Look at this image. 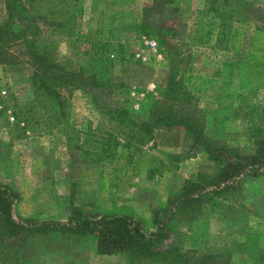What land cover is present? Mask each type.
Wrapping results in <instances>:
<instances>
[{
  "label": "rangeland",
  "instance_id": "obj_1",
  "mask_svg": "<svg viewBox=\"0 0 264 264\" xmlns=\"http://www.w3.org/2000/svg\"><path fill=\"white\" fill-rule=\"evenodd\" d=\"M23 2L38 24L41 53L79 76L54 107L32 94L22 41L0 65V184L19 195L15 217L65 221L76 207L125 214L153 230L170 192L214 171L183 127L136 129L168 103L194 111L209 139L253 151L247 127L264 115V0ZM6 19L0 0V23ZM96 41L104 44L92 48ZM12 107L24 112V133ZM221 203L198 218L173 219L179 247L195 264H264V177H242ZM29 244L30 264H153L99 255L90 239L48 242L42 255Z\"/></svg>",
  "mask_w": 264,
  "mask_h": 264
},
{
  "label": "trees",
  "instance_id": "obj_2",
  "mask_svg": "<svg viewBox=\"0 0 264 264\" xmlns=\"http://www.w3.org/2000/svg\"><path fill=\"white\" fill-rule=\"evenodd\" d=\"M4 2L7 19L0 23V65L10 62V46L16 40L22 41L32 68V94L53 103L54 107L64 104L61 89L67 87V84H76L79 72L65 70L41 53L37 46L40 32L38 24L23 0ZM60 33L69 34L67 30H61ZM102 44L96 41L92 48H99ZM175 90V97H181L183 93L178 94ZM172 104L157 108L150 119L136 129L140 131L143 127L141 132H149L154 124L183 127L193 136V145L213 162L214 171L210 174L197 172L186 179L178 191L170 192L162 210L165 214L163 220L157 218L158 212L153 215V230H146L140 220L125 214L87 212L76 207L69 210L65 221L15 217L13 207L19 195L9 186L0 184V264H30L27 247L30 245L29 240L35 243L42 255L41 251L47 247L48 242L61 244L71 238L92 240L95 252L99 255L124 253L133 262L195 264L197 260L191 251L182 250L177 244L179 237L173 233L172 221L181 214L198 218L202 210L209 208L212 212L216 206L222 205V199L235 195L244 176L264 177V115L260 114L255 124L248 123L251 124L247 127L248 136L254 147L251 153L245 154L224 141L209 139L203 121L194 111L186 112L182 107L175 110ZM11 109L15 127L21 128L24 133L28 122L22 108L19 107L17 111L14 107ZM261 113H264V108ZM126 122L129 126H136L131 119H126ZM129 135L136 140L144 138V134L142 137L134 133ZM237 209L233 207L229 212Z\"/></svg>",
  "mask_w": 264,
  "mask_h": 264
}]
</instances>
